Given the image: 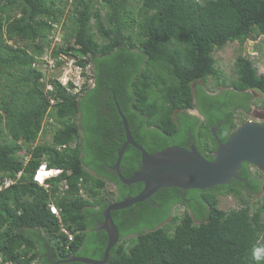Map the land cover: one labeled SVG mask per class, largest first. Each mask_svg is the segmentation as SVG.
Instances as JSON below:
<instances>
[{"label":"trees","instance_id":"1","mask_svg":"<svg viewBox=\"0 0 264 264\" xmlns=\"http://www.w3.org/2000/svg\"><path fill=\"white\" fill-rule=\"evenodd\" d=\"M261 37L264 0H0V187L13 181L0 190V264L102 260L105 210L144 189L114 171L127 140L119 110L149 154L195 145L213 161L247 122L238 118L251 112L252 92L264 94L252 60L239 55L230 80L214 54ZM49 50L90 65L93 82L76 93L53 78L47 91L41 58ZM47 115L55 124L44 125ZM48 134L50 142L40 141ZM141 159L128 146L121 175L130 178ZM44 163L63 170L47 189L34 180ZM220 196L240 206L223 210ZM111 215L120 241L107 264H264V251L253 255L264 249V173L248 163L230 184L164 188Z\"/></svg>","mask_w":264,"mask_h":264},{"label":"water","instance_id":"2","mask_svg":"<svg viewBox=\"0 0 264 264\" xmlns=\"http://www.w3.org/2000/svg\"><path fill=\"white\" fill-rule=\"evenodd\" d=\"M119 114L123 121L127 141L119 151V159L114 166V171L123 184L132 186L135 183H143L144 189L136 197H129L120 202H111L105 210V221L100 226V230H105L108 233L109 241L102 260L73 256L59 263L107 264L110 260L111 250L120 241L119 232L111 213L145 202L161 189L206 190L230 184L244 163L253 165L264 173V123L247 121L237 127L226 143L219 144L214 153L215 159L209 161L195 145H192L190 149L172 146L161 152L149 154L135 142L128 121L120 110ZM213 133L216 134V130ZM129 145L141 153L142 159L140 169L126 179L121 175L119 167L121 158Z\"/></svg>","mask_w":264,"mask_h":264},{"label":"rangeland","instance_id":"3","mask_svg":"<svg viewBox=\"0 0 264 264\" xmlns=\"http://www.w3.org/2000/svg\"><path fill=\"white\" fill-rule=\"evenodd\" d=\"M97 37L99 38V34L97 31H94ZM239 55H243L246 58H249L252 60L255 64V66L259 69L260 74L264 73V37H261L257 40V42H248L244 47H241L239 43H229L224 48L217 50L214 54L216 60H217V66L225 73V75L230 80H235V62ZM66 59V58H64ZM66 61V60H65ZM67 62V61H66ZM65 62V63H66ZM56 66L54 70V74L57 76H60L64 73V67L62 66ZM66 65V64H64ZM69 69V66H68ZM211 90L215 91L214 87V81H210ZM219 90V89H218ZM253 94V104L251 108V112L248 115H239V122L242 120L246 121H254V122H260L264 123V94L254 91ZM244 124V122L240 123V125ZM52 140V137L50 134H48L47 137L41 138L40 141H47L50 142ZM108 191L112 189V187H107ZM257 198H252L251 202L254 204L256 203ZM220 205L219 207L223 210H230L233 208H238L240 205L238 204V201L233 196H220ZM176 215H183L184 209L182 207H177L175 210Z\"/></svg>","mask_w":264,"mask_h":264},{"label":"built area","instance_id":"4","mask_svg":"<svg viewBox=\"0 0 264 264\" xmlns=\"http://www.w3.org/2000/svg\"><path fill=\"white\" fill-rule=\"evenodd\" d=\"M61 38H62V30H61V24H60V25H58V31L54 36V45L56 43H60L62 41ZM51 54H52V52L49 50V52H47L41 58V60L43 62L42 63V65H43L42 70L45 73V81L47 84V91L55 90V86L50 83V79H53V78L56 79L58 82H60L64 87H66L69 92L74 91L76 93L80 92V90L83 89V87L86 84H91L93 82V77H92L93 73L90 69V65H87L86 67L81 66L80 64H78L79 60L77 58L69 57L66 55H61L59 58L54 59V58H52ZM64 58H66V59H64ZM62 63H63L62 66H65L63 68L64 73L60 76H57L53 72H54L56 66H61ZM64 64H66V65H64ZM68 66H69V69H68ZM71 84H73V86H74L73 89L70 88ZM50 102H51V105L54 104L53 99H51ZM47 123L55 124V120L53 118L49 117V115H47V117L44 121V125ZM63 147H66V146H63ZM63 147H60L59 149H62ZM49 172H51V175L47 174ZM62 172H63V170H61V169H49L47 167V164L44 163L39 167L36 174L34 175V180H35V182L39 183L41 186H43L47 189L50 187V184L47 182V180L54 178V177H57ZM38 173H42L40 181H37L35 179V177L37 176ZM12 183H13L12 180H7L4 183V185H2L0 187V190L3 187H8ZM50 210L54 215H56L59 219H61V212H60V210H58V208L56 206L51 205ZM62 233L67 235L70 241L73 240L72 233L68 229H66L64 226L62 227Z\"/></svg>","mask_w":264,"mask_h":264},{"label":"clouds","instance_id":"5","mask_svg":"<svg viewBox=\"0 0 264 264\" xmlns=\"http://www.w3.org/2000/svg\"><path fill=\"white\" fill-rule=\"evenodd\" d=\"M41 174H42V173H38L37 176L35 177V179H36L37 181H40V179H41ZM47 174H48V175H51V172H49V173H47ZM261 251H264V249H255L253 255L258 259V258H259V254H260Z\"/></svg>","mask_w":264,"mask_h":264},{"label":"flooded vegetation","instance_id":"6","mask_svg":"<svg viewBox=\"0 0 264 264\" xmlns=\"http://www.w3.org/2000/svg\"><path fill=\"white\" fill-rule=\"evenodd\" d=\"M190 113H191L192 115H195V116L199 117L201 120H203V117L200 115V113H199V111H198L197 109H193V110H191ZM114 187H116V186L114 185ZM176 208H177V207H176ZM176 208H175V210H176ZM175 210H174V212H175ZM53 257H55V255H54ZM61 261H62V260H61ZM59 262H60V261H59Z\"/></svg>","mask_w":264,"mask_h":264},{"label":"bare ground","instance_id":"7","mask_svg":"<svg viewBox=\"0 0 264 264\" xmlns=\"http://www.w3.org/2000/svg\"><path fill=\"white\" fill-rule=\"evenodd\" d=\"M127 141V140H126ZM130 146V145H129ZM161 152V151H160ZM142 158V157H141ZM39 169V168H38ZM62 174V173H61ZM124 210V209H123Z\"/></svg>","mask_w":264,"mask_h":264}]
</instances>
